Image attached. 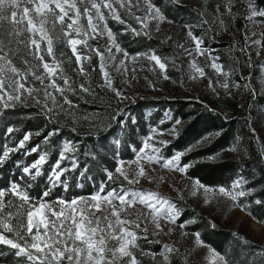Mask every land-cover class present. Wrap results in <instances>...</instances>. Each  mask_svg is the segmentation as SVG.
I'll use <instances>...</instances> for the list:
<instances>
[{
	"label": "snow or ice",
	"instance_id": "1",
	"mask_svg": "<svg viewBox=\"0 0 264 264\" xmlns=\"http://www.w3.org/2000/svg\"><path fill=\"white\" fill-rule=\"evenodd\" d=\"M166 2L174 7L182 4V0ZM208 2L202 0L204 10L197 12L195 23H182L183 42L173 40L171 35L157 37L161 45L171 42L174 47L172 55L162 56L153 48L129 52L118 39L125 34L152 39L154 33L161 32V24L176 23L156 0H0V122L6 120L10 111L34 107L50 126L47 134L43 129L29 130L22 132L19 139L14 136L21 131L18 127L8 123L3 128L0 169L11 162L17 174L0 181V264H172L173 257L182 255L174 239L177 227L180 236L206 250L210 264H264V245L257 246L258 251L250 255L241 251L233 256L211 248L200 232L184 231L195 221L177 224L183 215L178 202L150 187L168 183L169 190L183 200V187L177 179L187 177L193 196L198 192L215 193L246 211L250 205L244 201L250 198V204L264 208V187L258 192L242 170L230 183L218 187L188 175L195 162L185 163L182 158L210 145L220 134L218 131L200 137L183 151L165 155L184 128L181 118L166 111L155 125L149 124V133L141 142H125L124 150L131 158L119 154V136L107 146L112 156L110 166L101 167L96 153H83L91 158L99 177L87 161L81 166L79 144L72 141L56 146V160L49 164L52 137L60 133L57 117L63 114L74 118L79 110L73 97L87 104L88 100H103L101 92H110L116 107L109 101L103 110L110 114L108 123L118 122L123 130L130 106L147 99L142 91L135 90L139 81L143 79V87L153 91L162 90L161 80L177 83L185 74L181 57L188 58L189 79H207V87L217 100L232 98V89L243 88L250 96L264 94L252 85L251 71L248 75L239 71L240 57H233L236 67L226 68L205 44L206 36L215 40L242 20L236 32H240L243 44L229 47L241 54L243 66L251 70L255 65L264 73V0H217L211 12L206 10ZM110 22L122 28L114 32ZM196 29H200L199 35ZM57 44L68 51L57 52ZM200 57L204 58L203 65ZM171 72L179 76L174 77ZM92 73H96L95 82ZM237 75L243 84L234 78ZM201 103L206 111L217 113L212 103ZM239 106L245 108L243 103ZM94 116L98 113L85 114L82 119L99 131L104 121L93 119ZM169 121L170 127H160ZM136 123L132 117L131 124ZM245 124L255 140L257 129L253 121L246 119ZM72 131L77 132L75 126ZM35 137L42 139L32 144ZM227 150L236 152L237 145ZM260 151L264 161V144ZM17 153L20 158L13 160ZM33 154L37 158L26 162L25 158ZM219 157L220 152H215L208 159ZM158 169L164 174H158ZM44 176L47 183L39 198L30 195L37 178ZM85 184L93 188L87 195H60ZM56 189L60 191L54 192ZM248 215L257 219L251 211ZM259 222L264 223V219ZM161 236L169 239L156 238ZM140 241L149 246L160 245V250L145 248ZM243 244L253 246L246 239ZM183 257L182 264H189L187 253Z\"/></svg>",
	"mask_w": 264,
	"mask_h": 264
},
{
	"label": "trees",
	"instance_id": "2",
	"mask_svg": "<svg viewBox=\"0 0 264 264\" xmlns=\"http://www.w3.org/2000/svg\"><path fill=\"white\" fill-rule=\"evenodd\" d=\"M217 0H209L207 5V11L211 12L214 9V5ZM156 3L161 5L166 15L174 20L176 25L181 26L183 22L195 23L197 20V12L202 9V0H182V4L179 7L168 5L166 0H156ZM242 20H237L234 25L229 27L230 35L236 39H240V43H243L240 32H236L237 28L242 25ZM114 32L120 28H113ZM196 34L200 33V29H196ZM235 33V35H232ZM128 34L119 36V38L127 43L131 44L130 48H135V51H144L147 48L157 49L158 54L162 56H170L173 54L174 49L168 45H161L160 40L153 36L152 39L130 38ZM130 39H133L131 42ZM230 45V44H228ZM225 45L220 43H214L213 49H215L216 55L220 57L223 62L228 61L226 56ZM57 52L63 50L65 52L68 49L64 48L62 44L56 45ZM234 56L232 55V58ZM230 61V60H229ZM95 63V60L93 61ZM228 65H225L227 68ZM67 67V65H66ZM232 67H236L235 64ZM255 67V65H254ZM257 69V67H255ZM239 71L245 75L246 67L241 62ZM174 77L179 76L175 72H171ZM254 76L257 75V70L253 71ZM97 76L96 73H92V80L95 82ZM184 74L177 83L173 84V87H181L173 95L166 96L156 100L139 101L130 106V115L125 119L128 121L125 124L124 129L121 130L118 122L108 123L110 114L103 109L107 108L109 101H112V107L115 108L116 104L112 94L101 92L100 95L103 100H88L85 104L83 100L73 97V102L79 105V110L76 112L75 117H68L63 114L57 117V127L60 128L59 135L52 137L53 148L49 154V164L53 163L57 157V147L62 146L63 142L72 141L79 144V153L81 166L87 161L88 165L92 168L93 174L99 177V172L92 165L91 158L84 156L83 153H96L97 162L101 167L110 166L112 163L111 153L108 152L107 146L114 142V137H120L119 154L131 158L130 154L124 150L125 142L139 143L149 133V124L155 125L163 118V114L166 111H170L174 117H179L184 121V128L178 138L174 139L165 150V155L170 156L175 151H183L188 145L196 142L200 137L212 133L219 132L220 134L213 138L210 145L191 153H188L183 157V162H195L194 167L190 168L188 175L192 178L200 179L204 184L211 187H218L230 183L238 172L241 170L244 174H247L252 182V186L257 187L259 192L260 188L264 187V161H261V147L263 143V134L257 128V124L263 123V119L256 113L255 110L264 103V98H255L250 96L247 90L232 89V98L224 97L222 100H217L214 95H209L208 100L212 103L213 107H216L217 113L206 111L201 101L207 104L201 99L194 91H192ZM241 84L244 81L240 80L239 76L234 77ZM119 83V81H117ZM99 92L100 90L97 89ZM188 91L189 94H186ZM244 104L245 108H242V114L237 116L235 114L236 108L240 104ZM251 105V108H248ZM98 113V116H94L93 119H103L104 123L100 125V130L90 128L88 121L82 119L83 115L88 113ZM135 117L137 123L131 124V118ZM251 119L253 126L257 129L256 139L253 140V134L250 132L249 127L246 126L245 120ZM75 120V124L73 123ZM11 123L15 127H18L21 131L14 133V136L19 139L24 131H36L37 129H43L44 134L50 130L45 122L43 116L38 115L37 109L34 107L17 108L15 111H10L6 114V120L0 122V143H2L3 128ZM75 126L77 132L72 131V127ZM171 126V122H166L161 125V128H167ZM118 132V133H117ZM239 138V140H237ZM42 137H35L31 143H39ZM261 140V141H260ZM113 141V142H112ZM237 145V158L234 159H222L215 160L208 159V156L220 152V156L228 151L227 149L233 145ZM20 153L13 156V160L20 158ZM104 157V159H100ZM37 158L36 154L26 157V162L32 161ZM49 164L44 166L45 169L49 167ZM14 174H17V169L9 162L0 169V181L13 178ZM47 183L46 176L37 178L33 187L30 189V195L39 198L40 192L44 189ZM93 188L90 185L85 184L83 188L73 187L69 192H60V195L68 196L75 195L77 193L81 195L89 194ZM59 189L54 192H59ZM54 198V196H53ZM264 198V197H262ZM244 202L249 203L250 207L248 211H251L252 215L260 221L264 219V208L250 204L249 200ZM191 208L184 209L185 217L195 221V223L189 224L185 229L194 233L200 232L201 238L211 247L215 248L222 254L227 252L233 256H238L241 251L250 255L253 252V248L244 247L242 243L235 240L226 231L212 227L209 221L195 212H190ZM182 222V220H180ZM260 223V222H259ZM264 224V223H262ZM151 238V237H150ZM141 245L145 248L151 247L154 251L160 250V245H147L144 241H140ZM182 255L179 257H173L172 264H182L183 254L187 253L189 264H199L196 258L193 256L191 248L188 250L183 245H179Z\"/></svg>",
	"mask_w": 264,
	"mask_h": 264
},
{
	"label": "rangeland",
	"instance_id": "3",
	"mask_svg": "<svg viewBox=\"0 0 264 264\" xmlns=\"http://www.w3.org/2000/svg\"><path fill=\"white\" fill-rule=\"evenodd\" d=\"M110 27L112 28H122L120 25H116L112 22L109 24ZM161 32L160 33H154L153 36L155 37H163L165 35H171L173 37V40L183 42L185 38V31L182 29L181 26H178L176 24H168V23H163L161 24ZM117 30V29H116ZM114 31V29H113ZM200 34V33H199ZM197 34V35H199ZM130 38H133L132 36ZM118 39L121 42L122 47H125L128 49L129 52H134L135 48H130L131 44L128 45L127 43L123 42L119 37ZM133 39H130L131 42ZM190 43V42H189ZM214 43H220L224 44L225 46V51H226V56L229 58L227 62H223L220 60L221 63L224 65H230L232 66L234 64L232 55L234 57H240L241 62L243 63V57L238 51H233L231 47H229L228 44H233L237 43L239 45H242L243 43H240V39H236L230 35V31L228 30L227 32H222L219 36L215 38V40L209 39L207 36L205 37V44L207 47L213 49V44ZM168 46L173 47L172 43L169 42L166 44ZM187 46V45H186ZM174 49V47H173ZM176 51H181V50H176ZM213 54L216 55L215 49H213ZM181 59L184 61L185 65V75L186 78L185 80L188 83L189 88L194 91L199 97H201L202 100H204L206 103H210L208 100L209 95H213L211 91L208 89L207 84L208 81L207 79H189L187 72H188V58L187 57H181ZM253 59L255 61V56H253ZM201 64L203 65V57L199 58ZM230 60V61H229ZM246 67V66H245ZM257 70V75L254 76L253 71ZM251 71V83L252 85L259 89L261 93H264V73L261 72L259 68L253 67V69H248L246 67L245 75H248L249 72ZM206 72L209 75H212V71L210 69L206 68ZM151 77L150 73H146ZM145 82L143 79L139 81V84L136 87V91H142L143 95L147 96L146 100H156L160 99L166 96L173 95L178 89H181V87H173L172 83L168 81H159L160 87L162 90L160 91H153L152 89L143 87ZM221 91V94L223 92L222 89H219ZM186 94H189L188 91H185ZM110 93V92H108ZM111 94V93H110ZM255 98L263 97L264 94H257L254 96ZM143 100V101H146ZM139 102V101H138ZM257 110H255L256 113H259L260 117L264 120V103L261 107H257ZM242 108L238 105L235 111V114L237 116L241 115ZM120 127V124H119ZM257 129L262 132L263 134V143H264V121L263 123L257 124ZM121 129V127H120ZM118 133V132H117ZM165 139H172L171 137H164ZM261 141V140H260ZM113 142V141H112ZM237 152V151H236ZM232 152V151H226L223 153L220 158L222 159H234L237 158V153ZM158 174H164L160 173V170L158 169ZM166 175V174H165ZM173 179H177L175 176L172 177ZM177 183L183 187V200H180L177 194L173 191L169 190V185L168 183L164 184H154L151 185L150 187L153 188V190L156 191H161L165 193L166 195L169 196L170 199L173 200V202H178V207L181 208L183 215L179 218L177 224L180 223V220L182 222L186 220H192L188 219L187 215L185 217V212L184 209L191 208L190 212H195L201 216H204L208 221L209 224L212 226L213 224L215 225V228H218L220 230L226 231L227 233L230 234L232 238L235 240L239 241L240 243L243 244V240H249L252 242V247L253 252L258 251L257 246H262L264 245V224L259 223L256 220H253L249 215L248 211H246L242 206L237 207L235 206L229 199L221 197L216 195L215 193H203V192H198L197 195L193 196L191 194V181L187 177H185L183 180H178ZM147 186V185H146ZM247 203V202H244ZM189 225V224H188ZM187 225V226H188ZM184 231L188 232L186 229ZM180 230L177 227L176 233L174 234V239L177 241V247L179 245H183L185 249L191 248V251L193 253V256L196 258L197 262L199 264H210L209 260L206 258L207 257V252L206 250L200 248L197 245H194L192 243H189L187 238L180 236ZM190 233V232H188ZM191 234V233H190ZM237 237H240L242 239H238ZM157 239H162V241H167L169 238L168 237H156ZM244 245V244H243ZM245 247V245H244ZM250 253V254H252ZM259 259V258H258Z\"/></svg>",
	"mask_w": 264,
	"mask_h": 264
}]
</instances>
